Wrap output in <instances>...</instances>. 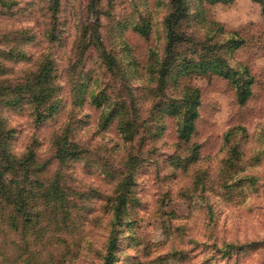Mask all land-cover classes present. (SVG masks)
Listing matches in <instances>:
<instances>
[{
  "label": "rangeland",
  "instance_id": "rangeland-1",
  "mask_svg": "<svg viewBox=\"0 0 264 264\" xmlns=\"http://www.w3.org/2000/svg\"><path fill=\"white\" fill-rule=\"evenodd\" d=\"M186 2L0 0V264H264V0Z\"/></svg>",
  "mask_w": 264,
  "mask_h": 264
},
{
  "label": "trees",
  "instance_id": "trees-1",
  "mask_svg": "<svg viewBox=\"0 0 264 264\" xmlns=\"http://www.w3.org/2000/svg\"><path fill=\"white\" fill-rule=\"evenodd\" d=\"M224 1L229 2L231 0H224ZM256 1H261V0H256ZM50 2H51V7L54 10H56L57 7L60 6V0H50ZM171 5H172V12L169 14V16L166 19V21L169 23L168 30H167V40H168L169 50H171V47L174 45L175 42L180 40L181 33L176 31L177 21L186 17V14L188 12V6H187L186 0H171ZM144 26H147V25H144ZM141 31H148V30L145 29V27H142ZM162 67L166 68V64L163 63ZM47 77H48V68L44 67V71H41L35 77L34 81H36L40 85L47 80ZM41 87L42 88L40 89V93L43 92V97H44L46 96L45 95L46 87L44 86H41ZM241 89H243L241 92V100H244L250 91V82H247ZM36 97H38V95H36ZM183 98L184 99H183L182 106L170 104L168 107V110L172 112H177L180 107L182 108V111H184V116L181 119L182 123L179 127V136L181 139L188 140L190 139L195 129L194 120L197 116V110H196V103H194V99L191 98V94L186 95ZM113 113L114 111L108 113L105 116V123L110 122V119ZM194 158H196V155ZM37 185L45 186V184L40 181L39 182L37 181ZM19 193H20L19 196L21 197V200H23L22 192H19ZM127 194H128V191L125 187V190L123 189L121 190V193L118 195L115 201L114 208H115V212L117 215L122 214L124 211V208L127 203ZM117 236L118 235L115 233L112 234V239H110L109 241L107 254L104 257V264H114L115 256H116L115 250H116V245H117Z\"/></svg>",
  "mask_w": 264,
  "mask_h": 264
}]
</instances>
